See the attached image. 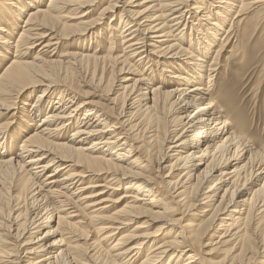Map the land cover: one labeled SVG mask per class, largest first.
<instances>
[{"label": "bare ground", "instance_id": "obj_1", "mask_svg": "<svg viewBox=\"0 0 264 264\" xmlns=\"http://www.w3.org/2000/svg\"><path fill=\"white\" fill-rule=\"evenodd\" d=\"M2 6L0 264H264V145L238 133L233 94L215 89L225 55L242 52L230 40L264 17V0ZM103 32L104 56H42L99 47ZM21 110L29 126L41 119L20 142ZM15 180L28 207L11 214ZM193 197L205 221L187 219Z\"/></svg>", "mask_w": 264, "mask_h": 264}, {"label": "rangeland", "instance_id": "obj_2", "mask_svg": "<svg viewBox=\"0 0 264 264\" xmlns=\"http://www.w3.org/2000/svg\"><path fill=\"white\" fill-rule=\"evenodd\" d=\"M2 3H3V0H0V9L3 8ZM97 13L94 15L95 17L97 16ZM261 13H263V11L261 12L255 11L251 14V18L254 23L251 24L247 28L248 30L247 34L245 35L240 34L237 38L234 36V38L230 40L231 48H229L228 51L231 50L232 47H234L235 50L239 51L241 49L242 52L240 55H237V56L235 53L233 55H230L228 53L225 55V59L223 60L222 67L220 69L221 71L220 77L219 79H217V82L215 83L216 90L225 88V90L228 91L227 94L232 93L234 96L236 105H235V110L232 112L230 120L232 123H234V126L236 130L238 131V133L241 135H245L247 137H252L254 140L257 139L256 141L259 143L258 144L259 147L264 145V32H263L264 17L261 18L260 16ZM106 18L105 20H103L104 27L105 26L107 27L109 25L108 23L109 19H106ZM257 23L260 24V27L262 28L259 30V32L254 31L255 27L257 26ZM101 35H102V38H100V40H101L102 47L101 46L98 47V44L96 43L91 44L93 40H91V43L85 42L84 44H79V43L76 44L77 42L70 44V45L62 43L54 51H50L47 53L43 52L42 56L44 55V57L48 59H54L56 57L55 60L57 59V60H63V61L68 60L64 56L66 53H68V51L69 52L78 51V52L86 53V54L98 53L101 56H104L110 51V48L108 47V41H107L108 33L106 34L105 32H103V34ZM43 44L44 42L40 41L37 48L32 49L28 57L32 59L34 54L38 53L39 49L42 48ZM243 49H245L246 53L244 52ZM10 56L11 55H9V57L5 60L1 59L2 66H0V73L4 65L12 61V59L10 60ZM115 76L116 77L118 76L116 72H115ZM228 78L230 79L227 80ZM116 81L117 79H115V82ZM224 81H227L226 83H229L230 85L226 84ZM36 91H38V89ZM19 106L21 105L19 104ZM25 113L26 112L21 110V116H20L21 118H19V122H20L19 125L23 123V126L21 128L25 129L22 132V134H20L19 127H17V130L19 131V133L17 134V137H20V142L22 139H24L23 137L26 134L28 135L29 132L34 131L35 125H37V123L41 119V116L35 118L34 121H31V122H34V126H31V125L29 126L28 123H25L26 121L30 122L25 117ZM22 118H26V121L24 122ZM5 121L7 120L5 119ZM141 152H144L143 148ZM151 156L152 158L149 159V162L154 165L156 164V161H154L155 159L153 160V158L155 157V154H152ZM230 168H233V167L231 166ZM152 171L155 172L157 175L159 174V171L156 172V168H154ZM44 178H46V175L43 176L41 179H35L34 182H37L38 184H40V182L42 181H47V180H44ZM257 182L260 183V180ZM9 186L7 185V187ZM243 187H245L243 191H246V193H249V190H251L249 189L251 187V183L246 182ZM8 189L9 190H6V191H11L15 195H22L21 203H20L21 205L17 206L18 208H12L11 214L13 213L18 214L20 212L24 213L25 210L27 211L26 208L28 207V200L26 197H24V192H22L21 186L19 188V180H15L13 182L12 189L10 188ZM246 195L247 194H245L244 197H246ZM193 201L195 202V204L192 208L191 214H188L187 219H189L190 215L193 214L194 218L197 219L196 221H199V222L205 221L206 220L205 216H202L203 210L205 209V204H202L203 200L195 201L193 197L192 202ZM6 205L8 204L5 203L4 201V203L1 205L0 208L2 207L4 208ZM13 206L14 204L12 203V207ZM29 207L31 208L32 206L30 205ZM184 208L185 207L181 208L180 210L179 208L177 209L178 210L177 216H181V214L185 213L183 212ZM25 216L26 215L21 214L22 219ZM0 220H2V217H0ZM7 230H10V229L8 228ZM4 232L6 233L8 240L10 239V241L15 242L13 238L10 237L11 235L8 233V231H4ZM96 239H97V234L93 235V240H96ZM102 245L103 247H105L108 245V243L103 242ZM21 251L22 250H20L19 252ZM214 254L215 255L220 254V258L223 257V254H221V252H215Z\"/></svg>", "mask_w": 264, "mask_h": 264}]
</instances>
